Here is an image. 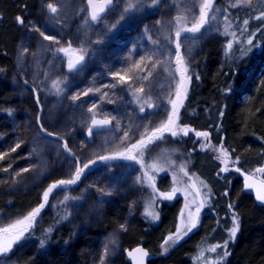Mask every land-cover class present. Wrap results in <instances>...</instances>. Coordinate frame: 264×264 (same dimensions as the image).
I'll list each match as a JSON object with an SVG mask.
<instances>
[{
	"label": "rangeland",
	"instance_id": "obj_1",
	"mask_svg": "<svg viewBox=\"0 0 264 264\" xmlns=\"http://www.w3.org/2000/svg\"><path fill=\"white\" fill-rule=\"evenodd\" d=\"M40 1L30 6L32 19L23 24L12 18L0 22V191L18 195L49 183L57 187L34 220L26 218L35 209L24 217L0 210V246L41 226V214L50 216L60 205L62 225L77 239L105 220L84 251L88 264H127L123 251L128 233L138 231L140 222L157 226L161 205L178 202L175 231L159 243L157 256L164 257L201 229L204 216L211 218L214 195L197 185L185 167L177 172L182 151L153 141L185 140L191 133L197 149L220 164L222 177L238 174L232 153L214 145L208 135L197 137L191 128L177 127L176 121L187 91L186 65L200 59L206 40L219 36L226 39L227 57L242 56L260 29L257 23L264 25V0H211V7H205L209 0H114L95 23L88 20L86 0ZM201 9L206 13L203 24L190 31L200 24ZM41 33L52 39L44 40ZM165 125L163 132L157 131ZM150 144L142 158L146 165L148 159L157 165L154 177L155 169L144 163L139 169L128 159ZM84 165L89 168L75 180ZM261 168L248 173L264 181ZM61 180L75 183L60 185ZM227 211L217 234L223 239H212L220 223L208 221L212 226L206 225L194 243L188 264L226 262L240 227L239 216L231 207ZM193 221L197 227L189 231ZM17 247L5 257L0 253V264H17L18 254L40 249L32 241Z\"/></svg>",
	"mask_w": 264,
	"mask_h": 264
},
{
	"label": "trees",
	"instance_id": "obj_2",
	"mask_svg": "<svg viewBox=\"0 0 264 264\" xmlns=\"http://www.w3.org/2000/svg\"><path fill=\"white\" fill-rule=\"evenodd\" d=\"M5 6L6 10L12 8L8 2ZM262 23L263 21L257 23L256 27L260 29L251 48L242 56L227 57L224 54L226 39L222 36L210 38L203 43L204 52L200 59L186 65L187 91L176 121L177 127H189L194 132H206L214 145L220 144L232 153L239 163L240 170L247 172L264 166ZM183 28L178 29V32ZM170 138L161 137L153 142L165 141L170 147L182 151L184 157L178 160L181 165L177 172L185 167L186 173L192 176L197 185L204 186L214 195L212 216L211 218L204 216L201 229L193 232L188 239L182 241L164 257H158L159 243L173 235L179 214L178 202L164 203L159 208L160 220L157 226L152 227L140 222L138 231L128 233L127 237L130 238L127 239L124 249L143 244L155 256L149 264H188L189 253L194 243L201 239L206 225L209 226L207 228L212 226L207 223L208 221L216 220V223H220V226L212 231V239H223V236L217 234L221 235L222 223L229 213L227 208L231 207L239 216L240 227L236 239L229 247V256L224 264H264V206H257L253 198L245 193L240 184L242 181L239 174L230 173L222 177L220 164L211 153L197 149L195 135L190 133L185 140ZM151 146L152 144L138 149L131 161L135 166L138 165L137 168L144 163L145 166L155 169L156 171L150 174L154 177L159 171L157 165L152 159H148L149 163L146 165L142 158ZM141 173L140 171V175ZM167 178L164 177L165 180ZM54 183L18 195L0 191V210L15 211L24 217L43 204L46 200L44 192ZM48 214L43 212L41 214L43 224L21 236L18 243L14 244L4 257L16 250L18 245L17 248L24 247L25 243L32 241L38 244L39 252L33 253L29 249L23 251L16 257L17 264H88L84 251L90 240L101 232L105 220L99 224L100 226L87 230L83 239H77L70 228L62 225L64 220L62 206H56L53 213L50 216ZM60 234L62 238L58 240Z\"/></svg>",
	"mask_w": 264,
	"mask_h": 264
},
{
	"label": "water",
	"instance_id": "obj_3",
	"mask_svg": "<svg viewBox=\"0 0 264 264\" xmlns=\"http://www.w3.org/2000/svg\"><path fill=\"white\" fill-rule=\"evenodd\" d=\"M88 16L90 23H95L102 19L105 14L113 7V0H92L91 3L86 0ZM96 15L97 19L93 20L92 16ZM239 177L244 185L245 192L250 195L257 206H264L258 197H264V181L254 178L247 171L240 170ZM139 249V251H137ZM127 264H149L154 255L143 245L138 244L123 251Z\"/></svg>",
	"mask_w": 264,
	"mask_h": 264
},
{
	"label": "snow or ice",
	"instance_id": "obj_4",
	"mask_svg": "<svg viewBox=\"0 0 264 264\" xmlns=\"http://www.w3.org/2000/svg\"><path fill=\"white\" fill-rule=\"evenodd\" d=\"M88 2L91 3L92 0H88ZM108 3H111V0H108ZM48 7L51 8L53 12L56 11V9L53 8L51 4H49ZM205 7H211V0H209V2L205 5ZM205 15H206V13L204 12L203 9H201V22H200V24H197L195 27H193L190 31H193V32H195V31H199L200 26L203 24V18H204ZM92 19H93V20H96V19H97V17H96L95 14L92 16ZM17 21H18L19 23H21V24L24 23L23 20L21 19V17H17ZM247 23H248V21H245V24H247ZM41 35H43V39L46 40V41L52 39V37H50L49 35H46V34H44V33H41ZM177 36H179V33H177ZM249 43H252V41H249ZM61 51H64V49H61ZM176 54H177V56H179V45H177ZM80 59H83V57H81ZM68 67H69V71H71L72 68H73L74 66H73V64H72L71 62H69ZM119 79H120L121 82L126 83V81H125V79H124L123 76H120ZM73 99H76V97H74ZM173 110H174V111L176 110L175 102L173 103ZM89 111H91V109H89ZM221 115H222V114H221ZM169 121L171 122V117H169ZM104 123H108V121H104ZM165 128H167V125H165V126L162 127V128L157 129V131L163 132V131L165 130ZM49 135H51V133H49ZM153 135H155V133H153ZM172 135L175 136L176 133L173 132ZM201 135H207V133H206V132H205V133H202V132H196V136H197V137H199V136H201ZM141 144H143V141H141ZM17 147H19L18 144H17ZM132 147L135 148V147H137V145H136V144H133ZM12 151H15V148H13ZM129 152H131V149H129ZM131 158H132L131 156L128 157V159H131ZM102 159H108V158H107V157H102ZM88 168H89L88 165H84L83 168H78V169H77V175H76L75 180L80 179V173L83 172V171H85V170L88 169ZM258 171H260V172H264V168L258 169ZM75 180H67V181H65V180H61L59 183H60V185H64V184H73V183H75ZM56 187H57V185H56V184H53V185L48 189V191L44 192L43 195H44V198H45L46 200H47V198L49 197V193H51L52 190H53L54 188H56ZM258 199H260L262 202H264V197H258ZM42 208H44V204H41L40 207L36 208L35 211L32 212V213L30 214V216H28L26 219H27V220H34V219L37 217V214L40 213V211H41ZM197 212H199V209H197ZM18 223H20V224H24L25 221H24V220H21V221H18ZM13 227H15V225H13ZM29 227H30V225H29ZM196 227H197V223H196L195 221H193V223L191 224V226H190V228H189V231H191L192 229H195ZM26 230H27V229H25V231H26ZM3 231H4V232H8L9 229H8V228H5V229H3ZM236 233H237V229L233 228V229H232V232H231V235H232L233 237H235V236H236ZM23 235H24V233H23V231H22V232L20 233L19 236L15 237V239L10 240L9 242H7L6 244H4L3 246H0V253H7V252H9L10 249L12 248V245H13L14 243H16V242L20 239V237L23 236ZM218 246H219V245H218ZM137 251H139V249H137Z\"/></svg>",
	"mask_w": 264,
	"mask_h": 264
},
{
	"label": "flooded vegetation",
	"instance_id": "obj_5",
	"mask_svg": "<svg viewBox=\"0 0 264 264\" xmlns=\"http://www.w3.org/2000/svg\"><path fill=\"white\" fill-rule=\"evenodd\" d=\"M11 5L12 8L9 10L5 9V5ZM40 0H31V1H23V0H0V22L6 20L7 18H12V20L17 21V17H21L23 21L32 19V14L30 10V6L32 4H40ZM86 5V1H85ZM10 7V6H9ZM89 20V16H88Z\"/></svg>",
	"mask_w": 264,
	"mask_h": 264
}]
</instances>
